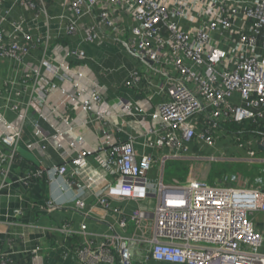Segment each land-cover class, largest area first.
<instances>
[{"label": "built area", "instance_id": "obj_1", "mask_svg": "<svg viewBox=\"0 0 264 264\" xmlns=\"http://www.w3.org/2000/svg\"><path fill=\"white\" fill-rule=\"evenodd\" d=\"M5 1L10 2L7 8ZM51 4L57 7L53 14ZM41 20L45 33H33ZM83 44L118 46L147 64L128 72L124 88L144 99L122 103L121 116L156 119L158 127L148 125L145 135L155 136L152 149L171 152L163 159L243 163L249 178L237 175L218 184L191 180L180 187L159 182L148 232L106 236L99 245L86 240L75 251L78 261L264 264V0H0V192L22 160L18 149L25 127L33 122L30 115L46 120L40 107L51 104L58 91L73 110L81 109L102 124V165L114 182L98 204L148 198L155 160L148 154L138 158L133 138L116 141L107 117L94 112L104 101V87L86 78L92 58ZM56 78L71 90L58 87ZM155 96L161 101L150 115ZM56 115L69 126L65 111ZM243 124L251 129L235 132L229 127ZM32 125L36 142L26 143L25 150L44 153L58 134L48 136ZM91 154L80 149L68 163L84 169ZM66 162L18 181L27 187L29 178L51 176L78 188L67 176ZM256 164L263 167L256 170ZM166 190L172 194L163 196ZM77 207L90 216L92 208L84 209L81 202ZM143 218L133 212L122 217L120 226L131 222L140 228ZM81 234L87 236L85 225ZM0 264H7L1 251Z\"/></svg>", "mask_w": 264, "mask_h": 264}, {"label": "crops", "instance_id": "obj_2", "mask_svg": "<svg viewBox=\"0 0 264 264\" xmlns=\"http://www.w3.org/2000/svg\"><path fill=\"white\" fill-rule=\"evenodd\" d=\"M9 6V1L3 3V8ZM49 10L53 14L57 7L51 4ZM38 27V31L33 33H45L43 20L38 22ZM51 27L55 29L56 24L50 23ZM82 48L92 58L87 64L86 78L90 81L97 79L104 87V101L94 107V112L107 117L111 124L109 132L116 141L125 142L133 138L137 157L141 158L148 154L155 160L149 173V180L152 183L149 188L150 194L148 198L138 203L109 201L107 207L98 204L99 196L114 182V177L102 165L106 158L105 150L99 149L102 124L81 109L73 110L69 103H65V97L56 91L51 96V104L49 102L45 108L40 107L46 120L34 112L30 118L32 124H37L48 136L58 134V137L51 141L44 153L36 149L28 151L35 162L21 158L18 165L8 174L5 180L6 187L0 192V251L4 254L7 264H81L75 251L81 248L86 240H94L96 245H99L106 236L117 234L132 237L141 236L144 230L148 232L146 228L152 223L150 213L156 204L159 182L164 186H179L192 180L191 176L183 174L180 177L176 173L169 175L165 181L167 163L177 172L179 162L189 164L197 160L190 157L179 160L165 157L163 159L164 155L171 152L152 149L149 145L156 138L153 135H145V128L148 125L157 126L156 119L152 120L149 115L143 120L141 116H121L125 114L122 103H134L141 98L144 99V95H136L130 89L124 88L123 83L128 72L140 66L147 67V64L141 65L118 46L94 47L83 44ZM35 54L39 56V53ZM83 82L82 84L88 87L89 83ZM54 83L58 87L64 86L67 91L71 90L68 84H64V79L56 78ZM160 101L161 98L157 96L152 98L150 115L154 113ZM50 108H54L55 111L51 112ZM61 111H65L69 116V126L56 115ZM113 113L114 116H111ZM7 117L9 120L14 119L10 114H7ZM32 124L31 127L26 126L24 129L21 143L23 149L26 143L36 142L37 137L33 133ZM80 149L91 150L92 154L87 158V167L76 170L68 162L77 156ZM65 161L67 176H72L78 188L68 186L63 179L51 176L38 180L29 178L27 187L18 181L19 178L30 177L36 170L45 172ZM218 183L214 181L211 184ZM171 194L172 192L166 190L162 195L166 197ZM78 202L83 203L84 209L92 208L90 216L80 212ZM136 211L143 214V225L136 228L135 224L128 222L125 228L121 227L122 217ZM83 225L86 226L87 236L81 234Z\"/></svg>", "mask_w": 264, "mask_h": 264}, {"label": "rangeland", "instance_id": "obj_3", "mask_svg": "<svg viewBox=\"0 0 264 264\" xmlns=\"http://www.w3.org/2000/svg\"><path fill=\"white\" fill-rule=\"evenodd\" d=\"M202 154V153H201ZM204 155V154H202ZM240 159H245V158H240ZM197 160V159H195ZM241 167V169L239 170V168ZM243 167L244 164L243 163H231L229 164V162H224L223 161H215V160H210V158H203V160H197L194 162H191L189 164H184L182 162H179V169L176 172L174 170V168L167 163L166 168H165V174H164V179L165 181L169 178V175H173L178 173L180 177H182L183 174L187 175V176H191L192 181L193 180H199V181H206V182H210L213 183L214 181L217 182H224L226 177L228 176V179H232L233 177H236L237 175H243L247 178H249L245 172H243ZM254 169H258V168H262L263 164H256L253 166ZM222 168H232L234 169V171L228 172L227 169L225 171H223V173L225 174H220V172L218 174H216V172L219 169ZM249 171V170H246ZM210 173V174H209ZM216 174V175H214ZM210 176V178H208ZM215 177V178H214ZM220 180V181H219ZM191 182V180L189 181ZM187 182V183H189ZM180 186H184V185H179Z\"/></svg>", "mask_w": 264, "mask_h": 264}, {"label": "trees", "instance_id": "obj_4", "mask_svg": "<svg viewBox=\"0 0 264 264\" xmlns=\"http://www.w3.org/2000/svg\"><path fill=\"white\" fill-rule=\"evenodd\" d=\"M231 129H232V131H240V130H242V129H245V130H249V129H251L250 127L251 126H248L247 124H243V125H230L229 126ZM185 164V163H184ZM230 164V163H229ZM227 169V171L228 172H231V171H234V169H232V168H226ZM225 168H222V169H219L217 172H216V174H218L219 172H220V174L222 173V174H225V173H223V171H225L226 170ZM241 169V167L239 168V170ZM246 169H247V167H246ZM254 171V170H253ZM243 172H245L244 170H243ZM210 174V173H209ZM216 174H214V175H216ZM221 174V175H222ZM245 174H248L247 172L245 173ZM208 178H210V176L208 177ZM215 178V177H214ZM226 178H228V176L226 177Z\"/></svg>", "mask_w": 264, "mask_h": 264}, {"label": "water", "instance_id": "obj_5", "mask_svg": "<svg viewBox=\"0 0 264 264\" xmlns=\"http://www.w3.org/2000/svg\"><path fill=\"white\" fill-rule=\"evenodd\" d=\"M18 153L23 159L31 161V162H35L34 157L27 150H25L23 148H19Z\"/></svg>", "mask_w": 264, "mask_h": 264}]
</instances>
